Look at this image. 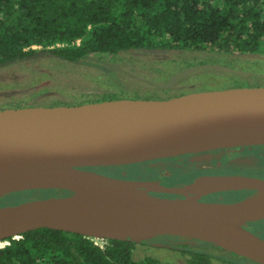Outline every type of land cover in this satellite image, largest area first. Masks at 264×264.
Masks as SVG:
<instances>
[{
    "label": "water",
    "instance_id": "1",
    "mask_svg": "<svg viewBox=\"0 0 264 264\" xmlns=\"http://www.w3.org/2000/svg\"><path fill=\"white\" fill-rule=\"evenodd\" d=\"M258 128L264 129V86L0 107V196L43 188L68 192L0 205V241L37 227L137 241L170 234L209 241L264 264V236L248 225L264 218V206L252 205L264 176L228 175L237 177L235 187L255 192L218 202L191 192L193 182L168 185L161 178H124L88 168L264 144L232 135ZM106 219L131 220L154 231L134 239L80 227Z\"/></svg>",
    "mask_w": 264,
    "mask_h": 264
},
{
    "label": "trees",
    "instance_id": "2",
    "mask_svg": "<svg viewBox=\"0 0 264 264\" xmlns=\"http://www.w3.org/2000/svg\"><path fill=\"white\" fill-rule=\"evenodd\" d=\"M141 47L264 54V0H0V64L39 53L75 62ZM168 89L144 97L180 94ZM5 239L0 264H157L133 259L135 244L147 240L129 237L99 244L81 233L37 227ZM188 255L190 264L210 262L203 251Z\"/></svg>",
    "mask_w": 264,
    "mask_h": 264
},
{
    "label": "rangeland",
    "instance_id": "3",
    "mask_svg": "<svg viewBox=\"0 0 264 264\" xmlns=\"http://www.w3.org/2000/svg\"><path fill=\"white\" fill-rule=\"evenodd\" d=\"M232 86H264V54L219 52L209 47H141L90 53L75 62L39 53L0 64V107L75 104L77 101H95L105 95L144 97L164 94L168 92L167 88L181 94ZM221 153L222 150L216 152L217 155ZM208 158L207 154H202L195 159ZM243 158L245 156L238 159ZM167 161L92 168L109 175L112 172L117 177L138 178L145 177L144 173L152 175L154 171H148L149 167L165 165ZM260 162L259 158L254 161ZM67 193L56 188L13 191L0 196V205ZM248 225L250 228L254 225L255 230H252L264 236V218ZM258 228L260 232L256 231ZM92 238L103 243L100 237ZM146 239V243L135 244L133 259L151 257L157 264H190L188 250H199L210 255L209 264H241L243 261L254 264L249 258L235 255L209 241L170 234ZM6 241L1 240L0 245Z\"/></svg>",
    "mask_w": 264,
    "mask_h": 264
},
{
    "label": "flooded vegetation",
    "instance_id": "4",
    "mask_svg": "<svg viewBox=\"0 0 264 264\" xmlns=\"http://www.w3.org/2000/svg\"><path fill=\"white\" fill-rule=\"evenodd\" d=\"M221 155H217V151H221ZM201 154H207L209 158L206 159H193V161H187V166L183 171H181V176H177L175 179H179L177 183L184 182L182 178H188L189 176H196L198 174H250L255 176H264V144H252V145H245V146H238V147H231V148H218V149H212L207 151H201V152H193V153H186L181 154L180 157H193V155H201ZM213 155V156H212ZM242 156H245L243 159H238ZM260 159V163H254L256 159ZM169 157L165 158H158V159H152L156 162L163 160H168ZM250 159V161L248 160ZM150 161V160H148ZM143 162V161H142ZM262 164V165H261ZM159 165V164H158ZM158 165L154 168L156 171L154 173H144L145 177H138V178H161L164 183H166V178L161 177L160 175L165 174L164 172L168 171L167 165ZM94 167V166H92ZM92 167H88L93 169ZM169 173V172H168ZM112 176L113 175L111 172ZM175 183V184H177ZM255 192V189L249 190V189H243V190H221L216 192H211L208 194H205L203 197L205 199H209L212 201H222V202H232L235 200H239L242 198L245 194H251ZM251 222H258V220L250 221ZM255 226H251V229H253ZM255 230V229H253ZM259 231V228L256 229V231ZM185 237V236H183ZM192 238V237H190ZM195 239V238H194ZM203 241V240H202Z\"/></svg>",
    "mask_w": 264,
    "mask_h": 264
},
{
    "label": "bare ground",
    "instance_id": "5",
    "mask_svg": "<svg viewBox=\"0 0 264 264\" xmlns=\"http://www.w3.org/2000/svg\"><path fill=\"white\" fill-rule=\"evenodd\" d=\"M233 137L238 140H246L249 142H261L264 141V129H248L233 132ZM236 178L234 176H210L202 175L198 176L192 183L190 191L194 193H202L205 191H212L216 189H222L225 187L236 186ZM260 189V187H259ZM253 206H264V187L255 195L252 199ZM222 208H226L228 204H218ZM80 227L95 235L107 234V235H117L125 236L129 235L134 239H141L153 233L154 228L137 224L131 220L123 221H111V220H101L94 223H84L80 224Z\"/></svg>",
    "mask_w": 264,
    "mask_h": 264
},
{
    "label": "crops",
    "instance_id": "6",
    "mask_svg": "<svg viewBox=\"0 0 264 264\" xmlns=\"http://www.w3.org/2000/svg\"><path fill=\"white\" fill-rule=\"evenodd\" d=\"M181 156V155H180ZM179 155L177 156H173V157H169V159L171 161H167L166 165L168 167V171L167 172H164L165 174H162L160 175L161 177H164L166 178V184L168 185H186L187 183H190V182H193L198 176H202V175H216V174H198L196 176H189L188 178L186 177L185 179L182 178L184 180V182H179L177 183V181H179V179H175L177 178V176H181V171H183L184 169L182 168H185L187 166V161H193V159L199 157V156H202L201 155H193V157H188V158H185V157H180ZM165 165V166H166ZM159 167V165H158ZM156 171V170H155ZM169 172V173H168ZM220 175H236V176H239L240 178L244 179V178H253V177H257L255 175H250V174H220ZM177 183V184H175ZM245 190V189H249V188H240V187H225V188H222V189H216V190H212V191H205L202 192V193H198V194H201V195H205V194H208V193H211V192H216V191H221V190ZM249 190H252V189H249ZM250 194H245L242 198L248 196ZM241 199V198H240ZM236 201V200H235ZM218 202H222V201H218ZM227 202V201H225Z\"/></svg>",
    "mask_w": 264,
    "mask_h": 264
},
{
    "label": "built area",
    "instance_id": "7",
    "mask_svg": "<svg viewBox=\"0 0 264 264\" xmlns=\"http://www.w3.org/2000/svg\"><path fill=\"white\" fill-rule=\"evenodd\" d=\"M20 235H16V237H19ZM6 242H8V241H6Z\"/></svg>",
    "mask_w": 264,
    "mask_h": 264
}]
</instances>
